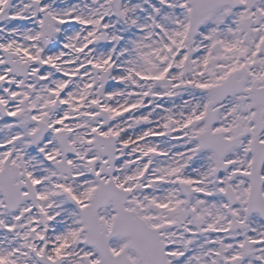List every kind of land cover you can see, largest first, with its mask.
I'll return each mask as SVG.
<instances>
[{
	"label": "snow or ice",
	"instance_id": "snow-or-ice-1",
	"mask_svg": "<svg viewBox=\"0 0 264 264\" xmlns=\"http://www.w3.org/2000/svg\"><path fill=\"white\" fill-rule=\"evenodd\" d=\"M0 264H264V0H0Z\"/></svg>",
	"mask_w": 264,
	"mask_h": 264
}]
</instances>
